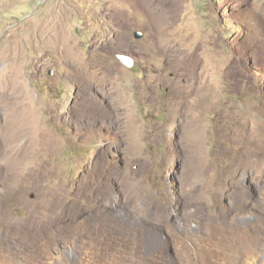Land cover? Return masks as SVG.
<instances>
[{"label":"rangeland","instance_id":"1","mask_svg":"<svg viewBox=\"0 0 264 264\" xmlns=\"http://www.w3.org/2000/svg\"><path fill=\"white\" fill-rule=\"evenodd\" d=\"M0 57V264H264V0H0Z\"/></svg>","mask_w":264,"mask_h":264},{"label":"bare ground","instance_id":"2","mask_svg":"<svg viewBox=\"0 0 264 264\" xmlns=\"http://www.w3.org/2000/svg\"><path fill=\"white\" fill-rule=\"evenodd\" d=\"M172 2V1H171ZM165 9H166V11H165V13L167 12L168 13V9L169 10H172V3H169V4H167V6L165 7ZM68 47V46H67ZM0 59H2L1 57H0ZM17 61V60H16ZM99 65H100V62L98 61V60H93L92 61V63H91V66L92 67H94V68H97V66L99 67ZM13 68H15V67H13ZM1 77H5V74L4 75H1ZM17 77H13V79H16ZM152 83H154V82H152ZM152 83H150V84H148V87L149 88H152L151 86H153V84ZM185 93V91L183 92V91H181V94H184ZM257 134V133H256Z\"/></svg>","mask_w":264,"mask_h":264},{"label":"water","instance_id":"3","mask_svg":"<svg viewBox=\"0 0 264 264\" xmlns=\"http://www.w3.org/2000/svg\"><path fill=\"white\" fill-rule=\"evenodd\" d=\"M137 36L138 37H141L142 36V33L141 32H138L137 33ZM120 59L123 61V62H125L127 65H129V66H132L133 65V61L131 60V59H129L128 57H126V56H120Z\"/></svg>","mask_w":264,"mask_h":264}]
</instances>
